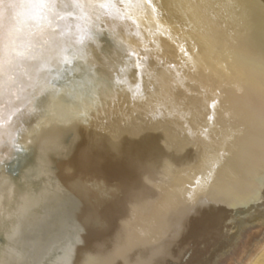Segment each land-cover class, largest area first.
Masks as SVG:
<instances>
[{
	"label": "bare ground",
	"instance_id": "1",
	"mask_svg": "<svg viewBox=\"0 0 264 264\" xmlns=\"http://www.w3.org/2000/svg\"><path fill=\"white\" fill-rule=\"evenodd\" d=\"M33 2L0 3V264H251L264 0Z\"/></svg>",
	"mask_w": 264,
	"mask_h": 264
},
{
	"label": "snow or ice",
	"instance_id": "2",
	"mask_svg": "<svg viewBox=\"0 0 264 264\" xmlns=\"http://www.w3.org/2000/svg\"><path fill=\"white\" fill-rule=\"evenodd\" d=\"M0 3H3V0H0ZM13 8H22V7H43V0H35L33 3H12L9 5ZM3 40H6L7 42L4 44L5 48H10L12 44L11 34H9L7 37L3 38ZM0 42H3L0 40Z\"/></svg>",
	"mask_w": 264,
	"mask_h": 264
},
{
	"label": "rangeland",
	"instance_id": "3",
	"mask_svg": "<svg viewBox=\"0 0 264 264\" xmlns=\"http://www.w3.org/2000/svg\"><path fill=\"white\" fill-rule=\"evenodd\" d=\"M232 233H233V231H232ZM225 237H226V236H225ZM226 238H228V237H226ZM223 246H224V243H220V244H218V245L215 247V249H221ZM209 254H210V252H209L207 255H209ZM263 261H264V249L262 250V252H260V253L257 255V257H255V259L252 261L251 264H261Z\"/></svg>",
	"mask_w": 264,
	"mask_h": 264
}]
</instances>
